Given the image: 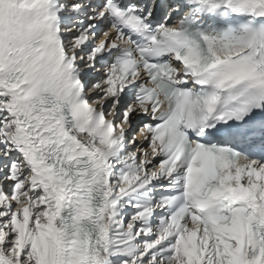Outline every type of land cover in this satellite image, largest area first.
Wrapping results in <instances>:
<instances>
[{"label":"snow or ice","instance_id":"snow-or-ice-1","mask_svg":"<svg viewBox=\"0 0 264 264\" xmlns=\"http://www.w3.org/2000/svg\"><path fill=\"white\" fill-rule=\"evenodd\" d=\"M0 264H264V0H0Z\"/></svg>","mask_w":264,"mask_h":264}]
</instances>
